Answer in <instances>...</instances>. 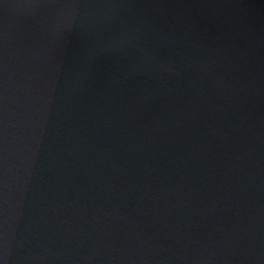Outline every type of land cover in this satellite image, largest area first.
Listing matches in <instances>:
<instances>
[{
  "label": "water",
  "instance_id": "obj_1",
  "mask_svg": "<svg viewBox=\"0 0 264 264\" xmlns=\"http://www.w3.org/2000/svg\"><path fill=\"white\" fill-rule=\"evenodd\" d=\"M0 264H264V0H0Z\"/></svg>",
  "mask_w": 264,
  "mask_h": 264
}]
</instances>
